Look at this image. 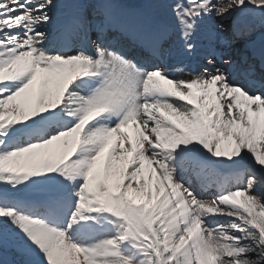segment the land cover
Instances as JSON below:
<instances>
[{"label":"snow or ice","instance_id":"obj_1","mask_svg":"<svg viewBox=\"0 0 264 264\" xmlns=\"http://www.w3.org/2000/svg\"><path fill=\"white\" fill-rule=\"evenodd\" d=\"M59 7L0 0V249L264 264V53L216 47L226 22L264 23V0H154L148 20L88 0L64 23Z\"/></svg>","mask_w":264,"mask_h":264},{"label":"bare ground","instance_id":"obj_2","mask_svg":"<svg viewBox=\"0 0 264 264\" xmlns=\"http://www.w3.org/2000/svg\"><path fill=\"white\" fill-rule=\"evenodd\" d=\"M87 2H88V0H84V3L83 4H80V5L81 6H85V5H87ZM141 2H142V0H138V1L132 2V3H130V6L125 7V9H127L129 12L133 13L132 8H131V5L139 6L141 4ZM79 3H80L79 0H64V1L59 0L60 7L57 10H61L63 12H65L67 10L69 13L66 16H62V17L57 18V23H64V22L68 21L72 16H74V14L77 12V7H78ZM148 3L150 5V7H151L152 4L154 3V0H148ZM153 15H155V13H154V9L151 7L150 10L146 11L145 20H148ZM262 25L263 24L260 21L259 23L255 24L253 26V29L256 31V29H260L262 27ZM259 31H261V30H259ZM259 31H257V32H259ZM228 33L232 34L231 33L230 22H229V32ZM245 33H247L246 39L252 37V35H253L252 33L251 34H248L249 33V30L246 31ZM226 35L228 37V43H229L230 42V37H229L228 34H226ZM228 43H222L220 41V39L218 38L217 41H216V47H217L218 51H221L222 52V49L223 48L228 47L227 46ZM233 43L234 44H237L236 47H241V45L243 43H245V39H240L239 40L238 38L235 37ZM229 46H231V45H229ZM247 48H248V45H247ZM197 60H198V69H197V71H199L200 68H201L202 61L199 60V59H197ZM190 61L191 60L185 61V64L187 65V68H186L187 70H186V72L183 75H180L177 78H181V79H190L191 78L190 73H192V71L190 70ZM257 184H258V187H261V188L264 187V186H261L259 183H257ZM255 191H256V188H255Z\"/></svg>","mask_w":264,"mask_h":264},{"label":"rangeland","instance_id":"obj_3","mask_svg":"<svg viewBox=\"0 0 264 264\" xmlns=\"http://www.w3.org/2000/svg\"><path fill=\"white\" fill-rule=\"evenodd\" d=\"M83 3H84V0H80V3L77 7V10H79L78 8L81 6L80 4H83ZM226 25H229V22H226ZM263 28H264V25H262V27L260 29H256V31L254 29H252L249 32L253 34L254 32L262 30ZM227 34L229 35L230 33H227ZM230 42L227 45L228 47H225L223 49V53H226L228 51L227 55H231L234 59H237L238 55L235 52V51H237V48H235L234 50L232 49L237 44L232 43V38H230ZM229 45H231V46H229ZM230 49L232 50V52L229 51ZM255 192L257 195L264 194V187L263 188L258 187V184H256V191ZM0 255L2 256V258H4V260H3L4 264H22V262L26 259V257L24 255H22L15 247H12V246H9L5 249H0Z\"/></svg>","mask_w":264,"mask_h":264}]
</instances>
